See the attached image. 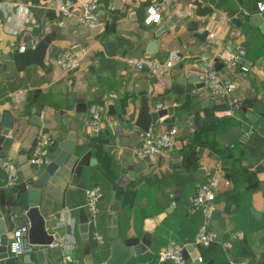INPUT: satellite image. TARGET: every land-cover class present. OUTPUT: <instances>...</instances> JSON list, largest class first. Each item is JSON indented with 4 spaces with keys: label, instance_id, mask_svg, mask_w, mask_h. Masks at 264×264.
Segmentation results:
<instances>
[{
    "label": "crops",
    "instance_id": "obj_1",
    "mask_svg": "<svg viewBox=\"0 0 264 264\" xmlns=\"http://www.w3.org/2000/svg\"><path fill=\"white\" fill-rule=\"evenodd\" d=\"M60 1L0 0V55L54 34L43 68L32 65L17 72L4 65L5 70H0V117L8 111L14 119L7 135L0 124V155L11 156L19 174L17 185L7 187L0 170V210L9 239L15 228L29 225L25 213H20L27 202L21 194L44 169L30 163L39 146L37 137L45 135L44 147L53 159L68 134L74 131L77 135L75 152L44 184L39 205L48 232L58 233L59 242H74V246L38 247L30 256H23V263L59 264L65 255H70L78 264H85V241L80 231L89 215L85 189L99 186L95 184L100 170L102 183L111 179L119 192L113 190L110 200L101 202V209L107 210L106 229H93L94 225L89 228L90 234L97 231L104 236L103 243L93 236L89 241L90 246L103 245L98 251L100 263L90 253L95 264L105 263L110 256V226L117 227L127 245L150 235L149 246L127 264H174L157 259L158 251L172 241L193 245L197 255L205 258L203 262L231 264V255L240 259L236 264H264V172H257L254 165H243L247 153L240 146H223L216 139L228 128H248L247 113H261L257 103H264V50L260 51L254 41L255 36L260 43L264 38L258 37L260 29L250 21L251 15L257 13L252 9L253 0H176L160 22L150 25L145 23L147 9L158 0H98L100 27L96 31L82 23L80 9L62 18ZM255 1L257 4L261 0ZM14 3L23 4L24 11L10 10ZM246 5L253 13H247ZM234 17L242 19L240 27L234 25ZM164 23L171 26L158 37L159 53H148L154 32ZM205 30L209 35L202 41L196 33ZM78 46L81 65L77 69L66 71L55 63L59 52ZM241 46L246 47L253 62L249 73L223 58ZM174 49L181 51L183 60L169 74L155 75L134 64L135 59L145 55L163 60ZM202 56L214 58L215 68L218 62L223 64L216 69L233 89L229 97L215 98V105L189 118L184 125L183 116L203 99L214 98L205 86L196 88L192 83L202 73ZM232 99H239L248 110L240 109L238 118L219 116L218 112ZM92 102L106 105L99 135L91 134L88 127V107ZM145 103L150 111L157 109L158 103L178 107L173 117L159 118L151 126L163 130L172 122L178 128V137L173 149L158 157L140 159L136 148L143 134L136 130L135 120ZM38 108L41 123L35 125L33 115ZM228 120L235 124L226 123ZM260 158L264 165V148ZM198 170L203 173L196 180L194 172ZM129 171L134 172L133 177ZM212 177L218 180L212 204L225 229L223 251L195 244L202 217L199 212H191V197L199 183ZM113 192L119 202L116 212L110 211ZM176 196L179 200L167 211ZM186 257V264H196L188 248ZM0 264L13 263L6 258Z\"/></svg>",
    "mask_w": 264,
    "mask_h": 264
},
{
    "label": "built area",
    "instance_id": "obj_2",
    "mask_svg": "<svg viewBox=\"0 0 264 264\" xmlns=\"http://www.w3.org/2000/svg\"><path fill=\"white\" fill-rule=\"evenodd\" d=\"M176 0H158L150 5L147 9L145 23L150 25L161 21L163 14L171 7ZM24 11V5L14 3L11 7ZM59 14L62 18L72 14L74 9H80L82 23L92 29L98 23V0H84L74 2L70 0H62L58 3ZM257 13H260L264 19V0L257 2ZM25 47L21 46L19 51H24ZM225 60L235 64L241 72L249 73L253 62L248 55L246 47L241 46L228 53L223 57ZM203 68L201 80L212 97L224 100L229 97L233 85L230 81L225 80L215 68V59L207 56L201 57ZM183 60V54L180 50H171L165 59L161 60L152 55H145L137 58L134 64L137 68H147L152 74L165 75L169 74L172 69ZM55 63L63 70L69 71L77 69L81 65V59L73 50L66 49L59 52L55 56ZM157 109L164 108L162 103L156 105ZM242 108V102L239 99H232L226 107L218 112L219 116L237 117V112ZM106 111V105L101 102H92L88 107V127L93 135H99L103 128V115ZM238 118V117H237ZM255 131V127L249 125L248 128H243V134L251 137ZM178 137V128L173 126L163 130L149 129L144 133L141 141L136 148V155L140 159L157 155L163 151L173 149L176 146ZM39 146L36 154L30 159V163L37 166L45 167L52 159L46 147H44L45 135L40 134L38 137ZM0 170L3 173L2 183L7 187H14L19 182V174L15 163L11 156L0 155ZM218 186V180L215 177L201 182L197 185L195 194L191 197L190 210L191 212H199L202 217V222L195 233V244L199 246H209L215 242V232L212 227V211L213 200L215 199V191ZM102 190L99 186H92L85 189V207L89 212L88 225L89 228L95 224L97 214L99 212V203L102 198ZM27 226H19L12 232V236L8 243V257L13 264H24L23 256L31 254L38 249L39 246L30 244L24 236ZM93 239L98 243L104 242V236L93 231ZM74 242L69 243L55 242L51 246L59 248L64 244L72 246ZM74 246V245H73ZM187 245L177 242H170L165 247L158 251L157 259L160 261H171L174 264H186ZM198 262H203L202 256L197 255ZM195 262L194 259L191 260ZM59 264H78L74 257L65 255ZM231 264H236L232 262Z\"/></svg>",
    "mask_w": 264,
    "mask_h": 264
},
{
    "label": "water",
    "instance_id": "obj_3",
    "mask_svg": "<svg viewBox=\"0 0 264 264\" xmlns=\"http://www.w3.org/2000/svg\"><path fill=\"white\" fill-rule=\"evenodd\" d=\"M252 9H257L256 1L252 2ZM3 13H0V17ZM235 26L240 27L242 24V19L239 17H234L232 19ZM250 21L259 27L263 38H264V19L260 13H254L250 17ZM171 23H164L155 32L154 37L150 40L147 47V52L151 54H158V37L169 29ZM100 25H96L92 30L96 31L99 29ZM209 32L207 30L202 33H196V36L204 41L208 37ZM54 38V34L45 36L43 39L39 40L36 44L29 41L25 45L24 51L14 50L8 54L0 55V70H5L4 65H7L10 70L15 69L17 72L24 71L27 67L36 65L43 68L45 66V57L49 49L51 40ZM80 47H74L73 52L80 57L81 51ZM3 64V65H2ZM223 64L218 62L216 68L219 69ZM201 76V75H200ZM200 76L193 78L192 83L196 88L204 87V82L201 80ZM215 98L203 99L199 104H197L188 115L181 118V122L185 125L189 118L199 114L202 110L215 105ZM257 107L260 109L261 113H255L250 111L247 113L246 118L248 120V125L255 127V131L251 137H247L243 134V129L228 128L223 135L217 136V141L223 145H238L246 153L247 158L243 161L245 167L249 165H254L255 170L259 173L264 172V165L260 162V153L264 148V103H257ZM178 110L176 106H167L164 108L155 109L150 111L149 106L145 103L139 110V113L135 120V128L139 134L147 132L151 126L158 123L159 118L164 116L173 117L175 111ZM33 124L40 125L41 112L40 108L34 111ZM14 119L8 111H5L0 117V124L4 127V134H8L12 128ZM174 123H167L168 128H172ZM77 135L74 131H71L67 138L61 143V151L59 154L51 159L44 167L43 171L39 174L37 180L32 181L27 187V202L23 208L20 209V213H25L29 220V225L27 230L24 232V236L27 238L30 244L44 248L52 245L60 239L58 233L50 234L46 227V221L42 215L39 205L42 198V190L45 183L48 182L49 178L66 162L70 154L75 152ZM153 157H158V155H153ZM95 159H92L94 162ZM203 170H198L194 172L196 180L200 179ZM129 176L133 177L134 172L129 171ZM261 190L264 196V181L261 183ZM179 200L176 196L174 201L170 204L169 211L174 207L175 202ZM119 210V202L115 199V192H113V198L110 205V211L116 212ZM219 211L213 209L211 219L212 227L215 232V241L218 243L224 242L225 229H223L219 222ZM80 231L82 233V239L85 241L83 246V252L86 255L85 264H95L92 260L91 246L89 244V225L88 218L80 226ZM107 239L111 242L110 256L103 264H127L128 260L134 256L143 253L146 247L150 244V235L145 234L139 243L133 245H127L121 239L118 229L115 226H110L107 229ZM8 243L9 237L7 234V226L5 219L0 210V260L6 259L8 257ZM188 251L190 256L195 260L196 264H213V261L208 262H198L197 253L194 250L193 245H189ZM30 256V254H29ZM229 257L232 261L239 262L240 259L234 257Z\"/></svg>",
    "mask_w": 264,
    "mask_h": 264
},
{
    "label": "trees",
    "instance_id": "obj_4",
    "mask_svg": "<svg viewBox=\"0 0 264 264\" xmlns=\"http://www.w3.org/2000/svg\"><path fill=\"white\" fill-rule=\"evenodd\" d=\"M246 7V10H247V13L248 14H251V13H253V11L251 10V8H250V6L249 5H246L245 6ZM257 31H258V29H257ZM258 37H260V38H262V34H261V32L260 31H258ZM254 41L256 42V45H257V48L260 50V51H263L264 50V41H262V43H260L259 42V40H256V36H255V38H254ZM260 43V44H259ZM248 110V108L245 106V107H242L241 108V112H246ZM226 123H228V124H235V122H232V121H230V120H228V121H226ZM96 173H98V175H97V177H98V180H97V183L95 184V185H99V187L101 188V190H102V198H101V201H100V203H99V212H98V214H97V218H96V221H95V224H94V226H93V229H97V230H105L106 229V213H107V210H106V208L105 209H101V202L102 201H109L110 200V198H111V193H112V191L113 190H115L117 193L119 192V189L117 188V186L114 184V181H112L111 179H108V178H106L107 179V183L106 184H104V183H102V181L99 179L100 177H102V174H101V171L99 170V171H97ZM27 191L28 190H26V191H24L21 195V197L25 200L26 199V197H27ZM122 212H124V209L121 211V213ZM263 224H264V219H263ZM92 236H93V234L91 233L90 234V231H89V241H90V243H91V241H92ZM91 247H92V254H93V256H95V258L97 259V261L100 263V258H99V256H98V251L103 247V245H97V246H93L92 244H91ZM202 247H204V248H210V247H219V249L221 250V251H223L224 249H223V246H222V243H218V242H213L211 245H209V246H202ZM202 259L203 260H205V258H203L202 257Z\"/></svg>",
    "mask_w": 264,
    "mask_h": 264
}]
</instances>
